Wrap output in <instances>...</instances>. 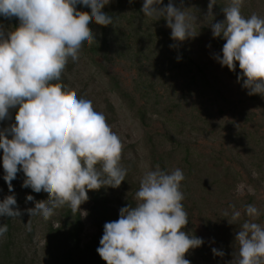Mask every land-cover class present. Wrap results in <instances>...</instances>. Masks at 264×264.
Listing matches in <instances>:
<instances>
[{"label": "clouds", "instance_id": "9594fccd", "mask_svg": "<svg viewBox=\"0 0 264 264\" xmlns=\"http://www.w3.org/2000/svg\"><path fill=\"white\" fill-rule=\"evenodd\" d=\"M110 3L0 0V18L19 20L14 30L0 23V123L12 120L11 110H16L15 123L0 128L3 179L12 192V181L22 172L23 188L49 198L35 202L32 195L26 197L35 207L27 209L31 219L25 224L15 194L8 195L0 201V217L19 220L28 231L33 217L48 222L65 206L78 213L89 191L116 189L126 181L123 144L105 115L60 82L69 59L78 62L84 49L97 43L92 25L114 24V16L103 11ZM216 4L217 0H209L203 22L183 7V0L180 6L175 0L167 5L164 0H144L141 12L145 18L166 20L176 42L170 47L196 38L197 28L210 25L213 38L226 41L222 56L213 58L232 72L238 64L237 81H243L247 94L264 97V18L245 17V0H228L225 19L212 23ZM184 180L179 168L168 171L157 165L144 174L135 194L138 203L122 207L119 218L104 225L97 253L106 264H190L185 255L205 241L184 231L190 222L182 203ZM223 215L230 225L239 226L238 253L229 264H264V223L258 222L264 212L254 204L245 205L243 211L231 204ZM8 231L7 223L0 225V240ZM212 253L225 255L217 248Z\"/></svg>", "mask_w": 264, "mask_h": 264}, {"label": "rangeland", "instance_id": "374dc122", "mask_svg": "<svg viewBox=\"0 0 264 264\" xmlns=\"http://www.w3.org/2000/svg\"><path fill=\"white\" fill-rule=\"evenodd\" d=\"M143 3L144 0H133L131 3L130 0H111L103 11L114 16V24L109 27L92 25L91 30L96 33L97 42L93 44L98 46L104 44L109 56L114 59V64H107L102 55L93 58L86 52V47L78 62L73 63L69 59L60 81L65 90L76 93L78 97L91 100L95 110L105 115L107 123L123 144L124 158L131 163L128 167L133 165V175H138L139 186L140 180L149 171L144 131L120 97L110 90L109 78L93 61L102 64L103 69L108 73H113L123 86H129L136 80L154 83L155 92L159 96L158 101L162 103L160 104L162 106L161 115H164L163 107L170 102L176 103L179 105L177 118L199 127L197 132H189L190 129H185L184 137L187 143L194 144L197 147L195 149L201 153L219 151L223 146L228 149L229 145L224 139L225 129L232 132L235 129H245L242 117L244 112L257 115L262 125L261 132L264 135V97L249 96L248 90L242 87L243 81H237L240 71L231 74L226 67H222L213 58L216 55L217 39L213 38L211 26L201 25L200 30L197 28L199 35L196 38L170 47L176 42L171 39V29L167 27L166 20L161 18L155 21L143 17L141 12ZM167 3L168 0H164V5ZM175 3L176 6H180V0H175ZM208 3L209 0H183V7L191 9L192 13L197 15L199 22H203L207 15ZM226 6H228V0H217L213 8L212 23L222 22L225 19L223 7ZM78 10L85 11L82 6H78ZM242 14L245 17L256 14L264 18V0H245ZM0 23L10 30L19 26L17 18L12 20L0 18ZM223 41L225 44L226 41ZM178 51H184L192 63L187 61L185 63L182 58L178 62L177 57H181ZM192 77H195L193 83L191 82ZM108 103L115 111L113 116L106 108ZM11 114L12 120H8L9 125L15 123L16 110H11ZM153 119L160 123L163 122L159 116H154ZM212 128L215 129L214 134H208ZM217 128L225 129H220L221 133H216ZM233 147L234 144H230L229 149ZM236 155L239 156L237 157L239 161L246 166L241 174L242 181L229 195L221 194L222 198L217 195L209 199L210 204L202 216L206 223L212 218V208L218 215L225 217L223 211L228 209L229 205L235 204L237 207L240 206V209L246 205L248 196H253L255 205L264 212V183L258 190H254L251 184H248L249 179H255V174L250 170V154L242 146H238ZM2 156L3 151L0 150V183L5 182ZM22 199L21 197L19 201ZM216 201L223 205L218 206L214 203ZM86 210L87 206L82 204L80 207L84 218L82 238L85 242L94 233V228L86 218ZM30 219L28 215V220ZM40 221L39 217L32 218L33 226L37 225L35 239L29 244V251L31 250L29 254L32 255L35 250H40L44 245L43 227L40 226ZM258 222L264 223V215L259 218ZM197 233L207 244L215 245L217 239L214 241L210 236L208 237L199 225H197ZM221 239L225 243V248L229 250L224 251L225 255L221 257L222 262L220 263L229 264L234 259V257L230 259L231 253H238L239 245L234 236L225 238L221 236ZM194 251L195 249L190 250L185 255V258L194 264H219L218 260L211 257H196ZM40 260L36 258L34 264H42Z\"/></svg>", "mask_w": 264, "mask_h": 264}, {"label": "trees", "instance_id": "16d2710c", "mask_svg": "<svg viewBox=\"0 0 264 264\" xmlns=\"http://www.w3.org/2000/svg\"><path fill=\"white\" fill-rule=\"evenodd\" d=\"M224 46L223 39L217 38L216 54H221ZM86 52L93 56H104L107 64H114V59L109 56L104 44L98 46L91 44ZM178 54L190 64L192 60L184 51H178ZM100 68L106 77L109 78L110 90L120 97L130 113L140 123L146 141L147 164L149 171L155 170L157 165L162 170L171 171L179 168L183 171L185 180L182 182L181 190L185 199L183 205L188 213L189 223L185 228L187 233L202 238L197 233V225L200 226L207 236L215 241V245L206 242L195 249L196 257L204 256L222 262L221 257H215L212 248L218 250H229L225 248V243L221 236H236L239 231L238 225H230L227 221L229 217L218 215L213 208L211 209L212 218L202 217L204 210L209 206V199L212 196L219 195L222 198L235 191L236 185L241 182V174L244 168L237 154L238 146H242L250 154V170L255 174V179H249L254 190H258L264 183V135L261 132L262 125L255 113L244 112L243 125L245 129H235L234 132L225 128H217L216 133H221L220 129H225L226 144H234L233 149L224 148L219 151H211L208 154L198 151L192 143H187L184 137V130L197 132L199 127L192 123H185L184 120L177 118L179 105L170 102L163 107L164 115H161L162 104L158 101L159 96L155 92L154 83L148 81L131 83L129 86H123L120 80L116 79L113 73H108L103 69L102 64L93 61ZM186 63V62H185ZM196 66V65H195ZM196 69L198 67L196 66ZM229 73L234 74L240 71L237 64L236 71L232 72L226 68ZM190 71V70H189ZM198 72L200 70L198 69ZM193 83L195 77L191 78ZM171 101V100H170ZM110 115H114L113 107L108 103L106 106ZM154 116L161 117L163 122L153 119ZM8 120L0 123V128L9 127ZM214 128L208 134H214ZM211 137V136H210ZM230 140H232L230 142ZM230 143V144H229ZM237 145V146H236ZM168 147V148H167ZM253 160V161H252ZM241 162V164L239 163ZM122 165L128 169L126 181L122 182L119 188H101L98 191H89V199L86 203V218L94 228V233L88 241L82 238L84 230V218L82 213H73L70 208L65 206L58 209L56 215L50 221L44 222L41 218L40 226L43 227L44 245L40 250H35L34 255L29 254V244L35 239L37 225L32 224L31 231H28L24 224L19 220H13L8 217H0V225L7 223L8 233L3 240H0V264H34L35 259H41L42 264H106L97 253L100 247V240L103 235L104 225L107 222L115 221L119 218V210L129 205L135 206L138 201L135 194L139 190L138 175H133V165L124 158L122 151ZM248 164V162H247ZM135 178V179H134ZM25 179L22 172L18 173L17 179L12 181L13 191L10 192L6 182L0 183V201L6 196L15 194L17 205L23 215L20 219L28 223L27 209L34 208L35 204L26 201L28 195L34 197L35 202L46 201L49 198L41 193L37 194L30 188H23L22 183ZM22 201H19L20 198ZM218 206L223 204L219 201L214 202ZM254 204L253 196L247 197L246 205ZM245 206V205H244ZM243 206V207H244ZM240 207V206H239ZM237 207V208H239ZM243 207L240 208L243 211ZM247 219V217H244ZM212 230V231H211ZM203 239V238H202ZM231 253V252H230ZM233 254L231 253L230 259ZM229 259V261H230ZM40 260V261H41ZM190 264H194L190 261Z\"/></svg>", "mask_w": 264, "mask_h": 264}]
</instances>
